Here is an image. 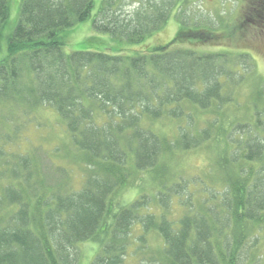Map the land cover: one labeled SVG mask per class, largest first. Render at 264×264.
Instances as JSON below:
<instances>
[{"label": "trees", "instance_id": "16d2710c", "mask_svg": "<svg viewBox=\"0 0 264 264\" xmlns=\"http://www.w3.org/2000/svg\"><path fill=\"white\" fill-rule=\"evenodd\" d=\"M124 1L101 0L95 12L94 0L20 4L8 54L0 59V103L19 97L17 83L27 69L32 86L17 102L33 105L30 110L50 105L69 142L43 155L54 165L56 182L48 186L36 153L22 151L27 139L20 127L4 120L0 264H83L86 243L96 245L86 264H128L129 258L134 264H264V86L249 105L240 106L232 92L221 98L252 63L246 53L232 60L229 51L172 50L180 36L217 38L205 27H188L186 0L139 1L129 13ZM93 12L92 29L111 40L112 53L65 55L61 33ZM8 17V0H0V33ZM172 17L183 33L169 46L122 56L123 46L138 47ZM204 148L212 150L211 182L196 175L184 180L179 157ZM62 160L82 166L78 189L69 186L72 171L58 164ZM170 170L179 177L169 182ZM157 173L156 186L143 183ZM132 174H147L142 183L155 194L140 185L132 201L119 204L116 195L133 182ZM151 235L159 239L154 249ZM140 251L149 258L138 259Z\"/></svg>", "mask_w": 264, "mask_h": 264}, {"label": "rangeland", "instance_id": "374dc122", "mask_svg": "<svg viewBox=\"0 0 264 264\" xmlns=\"http://www.w3.org/2000/svg\"><path fill=\"white\" fill-rule=\"evenodd\" d=\"M101 0H94L95 10ZM142 4L146 3V0H125L126 5L122 10L129 13L138 7V2ZM22 0H8L9 17L4 29L0 33V59L8 54L7 42L10 33L18 21L19 8ZM185 17L189 20L188 27H205V29L214 31L217 35L215 39L202 38L198 39L190 38L185 35V38H178L175 44H173L172 50L180 49H193L197 52H222L229 51L231 59L238 58L237 53H246L247 57L245 60H249L252 63V67H249L247 61L242 69L240 76L242 77L239 85L233 90L227 91L223 89L221 98L226 99V96L232 92L234 101L238 102L240 106L249 105L254 98V90L257 87L264 86V0H186L183 4ZM261 9V19L256 9ZM252 9V11L250 10ZM263 10V11H262ZM256 18L254 17V12ZM93 12L91 19L76 25L72 30L61 33V41L64 42L63 52L65 55H70L78 51H99L105 53H112L108 45L112 44L111 40L103 35H96L92 29L91 21L93 19ZM233 27V30H232ZM203 29V28H202ZM232 37L227 39L226 36L230 35L228 32H232ZM183 31L180 30L175 17L171 18L168 23L157 33L147 38L143 43H140L138 47H127L123 46L121 54L122 56H134L138 54L136 52H152L156 47L169 46L171 40L174 39L175 35H180ZM97 37L89 42V38ZM103 41V42H101ZM103 45V46H102ZM107 49V50H105ZM241 59V58H239ZM20 81L17 83L18 96L13 102L0 103V129L3 126L5 119H11L10 124L14 127L15 125L20 127V134L26 137V142L22 145V151L29 152L33 149L36 153L35 162L39 165V173L41 177H44L46 185H54L56 180L55 177H51L50 170L54 169V165H51L48 160L43 157L51 155L52 151L56 146L67 145L69 142V135L65 130L64 122L60 121L55 115L52 107L48 104L38 106L35 109L33 105L21 104L23 95L27 87L32 86V80L28 75L27 69H23V73L20 75ZM21 97V98H20ZM19 101V102H17ZM264 105V102H263ZM28 106V107H27ZM223 106H225L223 104ZM234 106V104H233ZM229 106V107H233ZM228 107V106H227ZM229 108H221L219 113L225 114ZM191 111L187 110L185 114H189ZM250 115V112H248ZM240 112H238V118H241ZM225 116V115H224ZM226 118L232 119L229 116ZM233 118H237L233 116ZM262 118V116H261ZM260 118V119H261ZM216 120V119H210ZM9 124V126H10ZM2 143V142H1ZM16 143L12 141L11 144ZM18 143V141H17ZM16 143V144H17ZM66 148V147H65ZM69 149L66 148V150ZM65 150V149H64ZM51 151V152H50ZM212 156V150L204 148L203 150L184 154L179 157V169H183L181 177L190 179L196 175V177L205 178L211 182V178L208 177V158ZM34 160V159H33ZM57 161L55 162V164ZM59 165L64 167L66 170H71V185L73 189H78L81 182V176L83 175V169L80 164L76 166L69 165V161L62 160L58 162ZM54 172V171H53ZM179 171L177 170L176 174ZM212 175L217 174V171L212 170ZM179 177L173 174V171H169L167 180L170 182L172 179ZM133 182L128 186L127 189H123L117 193L116 199L119 204H128L135 198V192L140 185L144 187L145 193L152 197L155 194L154 189L150 190L146 184L150 183L151 186H156L157 183L162 180L159 173L155 175V181L148 179L147 174H132L130 177ZM143 180H147L142 183ZM142 183V184H141ZM144 185V186H143ZM71 188V189H72ZM178 212H175V214ZM151 248H155L159 245V239L156 236L151 235L150 237ZM81 253H83V264H86L88 258L96 251V245L94 243H86L80 247ZM149 258L148 252L140 251L138 259ZM136 261L134 258L128 259V264H134Z\"/></svg>", "mask_w": 264, "mask_h": 264}]
</instances>
